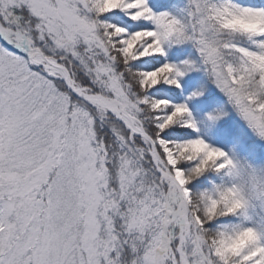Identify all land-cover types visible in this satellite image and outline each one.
Returning <instances> with one entry per match:
<instances>
[{
    "label": "snow or ice",
    "instance_id": "1",
    "mask_svg": "<svg viewBox=\"0 0 264 264\" xmlns=\"http://www.w3.org/2000/svg\"><path fill=\"white\" fill-rule=\"evenodd\" d=\"M0 264H264V0H0Z\"/></svg>",
    "mask_w": 264,
    "mask_h": 264
}]
</instances>
